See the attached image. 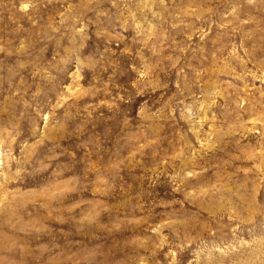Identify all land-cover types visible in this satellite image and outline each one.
I'll return each instance as SVG.
<instances>
[{
	"label": "rangeland",
	"instance_id": "rangeland-1",
	"mask_svg": "<svg viewBox=\"0 0 264 264\" xmlns=\"http://www.w3.org/2000/svg\"><path fill=\"white\" fill-rule=\"evenodd\" d=\"M0 264H264V0H0Z\"/></svg>",
	"mask_w": 264,
	"mask_h": 264
}]
</instances>
